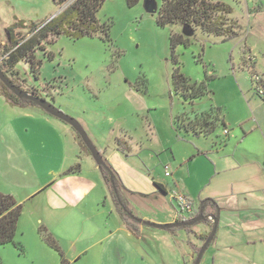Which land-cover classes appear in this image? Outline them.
<instances>
[{
    "label": "rangeland",
    "instance_id": "obj_1",
    "mask_svg": "<svg viewBox=\"0 0 264 264\" xmlns=\"http://www.w3.org/2000/svg\"><path fill=\"white\" fill-rule=\"evenodd\" d=\"M220 1L233 8L231 18L241 25L239 36L224 41L197 29L189 36L188 46L176 49L182 72L192 83L206 82L211 91L193 104L185 101L173 84L170 38L183 28L158 24L163 0H155L156 12L147 10L146 0L134 5L128 0H106L98 19L109 27V38L60 35L46 44L45 50H37L42 65L36 74L29 63L21 61L19 73L8 76L23 90L46 98L78 119L98 149L109 152L117 146V139L127 141L131 148L129 152L121 149L123 161L141 170L146 164L150 172H143L150 174L152 183L169 189L168 195L145 198L133 196L129 191L135 189L122 182L129 190H124L129 207L138 218H157L173 213L174 208L184 215L195 210L189 216L193 218L197 203L215 199L219 204L217 231L200 264H264V0ZM65 7L52 0H0L1 64L8 42L7 24L15 17L36 23L48 21ZM19 31L27 34L26 29ZM2 105L0 96V113ZM208 113L224 118L226 126L218 121L208 136L178 127V116L186 123L204 118L212 121ZM64 123L81 151L89 154L75 129ZM40 128L30 132L28 144L38 147L37 174L49 178L48 171L61 167L62 152L52 129L48 125ZM123 174L131 176L124 169ZM179 188L191 189L189 198ZM106 194L101 207L113 203L108 189ZM178 194L189 203L193 201L189 210L182 209L174 197ZM212 220L209 217L202 222L208 225L207 234L215 225ZM145 227L144 235H135L143 252L135 264H179L176 260L183 245L172 248L165 237L168 230ZM34 238L26 233L23 253L13 245L0 246V264H60L57 252L44 242L41 247L33 244ZM207 239L200 241L201 247ZM198 253L194 248L189 264ZM75 264L121 263H104L89 256Z\"/></svg>",
    "mask_w": 264,
    "mask_h": 264
},
{
    "label": "crops",
    "instance_id": "obj_2",
    "mask_svg": "<svg viewBox=\"0 0 264 264\" xmlns=\"http://www.w3.org/2000/svg\"><path fill=\"white\" fill-rule=\"evenodd\" d=\"M9 25H6V29ZM0 96L3 102V111L0 113V192L13 195L23 204L16 240L21 244L27 243L25 235L29 233L35 236L33 244L41 247V242H44L47 248L54 250L39 232V228L43 226L58 240L66 257L73 264L89 256L104 263L121 264H135V260L142 259L143 252L139 243H135V234L123 222L111 196L112 205L107 207L104 204L101 207L103 196L108 197V187L101 170L91 154L81 151L70 130L64 126L65 123L40 111L36 106H13L3 95ZM45 125L52 129V136L58 140L62 152V165L48 171L49 178H41L37 174L38 147L28 144L30 132L38 127L43 130ZM99 149L104 158L119 170L121 181L127 187L135 189L130 190L133 196L146 198L154 194H167L152 183L154 180H151L150 174H144L145 169L150 172L146 164L143 172L139 166L135 168L125 163L120 155L121 149L117 146L109 152L106 148ZM78 162L81 163L80 170L66 173ZM123 169L126 173L127 170L130 172V178L125 177ZM131 183H135L136 188ZM164 188L165 191L169 190L166 185ZM178 191L188 198L192 192L191 189L184 188H179ZM194 211H188L184 215L174 208L173 213H162L161 217H142L152 222L170 223L188 219L194 215ZM145 226L149 225H139L141 235L145 234ZM207 228L206 223H199L192 225L189 228L191 231L181 226L166 229L169 233L165 237L170 247L176 249L180 243L183 245V252L180 254L182 257L180 260L178 255L177 263L189 264L194 248L201 245L202 239L198 234H207ZM180 237H184L182 241L179 240ZM57 254L59 256L58 252Z\"/></svg>",
    "mask_w": 264,
    "mask_h": 264
},
{
    "label": "trees",
    "instance_id": "obj_3",
    "mask_svg": "<svg viewBox=\"0 0 264 264\" xmlns=\"http://www.w3.org/2000/svg\"><path fill=\"white\" fill-rule=\"evenodd\" d=\"M52 1L58 7H63L65 5L66 7L50 20L36 23L15 17V21L7 27L8 42L4 44L2 52L6 57L1 64V68L7 76L8 73L11 75L19 73L17 65L21 61L29 63L32 72L36 74L42 65V60L38 59L36 55L37 50H45V45L54 42L60 35L65 34L72 39L93 37L95 35H100L101 38H109V27L101 24L98 19V12L106 0ZM138 1L139 0H128V4L134 5ZM232 13L233 8L226 2L220 0H163L162 5L158 10V24L161 26L178 25L182 28L186 26L189 30H193V32L200 29L206 34L215 35L222 38L224 41H227L238 37L241 30V25L231 18ZM22 29H26L27 34H21L19 30ZM170 40L172 60L175 64L172 76L175 90L185 101L193 104L196 100L211 93V91L208 89L206 82L202 81L199 84L192 83L182 72L181 64L176 56V49L182 44L188 46L190 43L189 36L184 35L183 33L173 32ZM12 81L16 84L14 80ZM0 94L3 95L13 106L26 107L32 105L40 107L30 99L18 97L1 81ZM259 95L261 96L260 93ZM215 110H217V114L220 112V109ZM207 116H210L212 121H208V119L204 118L202 120L198 119L186 123L183 120L181 121L180 116H178V127L186 132H192L195 135L208 136L216 130L218 121H221L223 125L226 126L224 118L219 119L218 115L213 116L212 113H208ZM83 145L89 151V154H91L84 142ZM117 146L124 152H129L131 148L126 141H120L118 139ZM80 158L81 155H79V159ZM105 161L107 166L100 170L109 189L110 196L115 203L116 209L125 225L135 235L141 236L139 225L146 224L141 223L138 216L134 214L133 209L129 207L128 197L124 195V190H129H126L119 174L112 164L107 159H105ZM80 168L81 163L78 162L70 167L66 173L80 170ZM157 186L161 191L166 192L162 184H157ZM207 206H213L215 208L214 215L217 216L219 206L216 200L208 198L202 200L199 204L201 209ZM22 211L23 204L13 195L0 192V246L12 244L23 253V245L16 240L18 223ZM198 213L197 210V214ZM190 227V225L181 226V228L188 229ZM39 232L47 245L59 253L60 264H73L66 257L58 240L47 228L42 226L39 228ZM211 233L212 231L207 235H201V238L207 239ZM212 241H214V239ZM199 250V248L197 249L195 247V251L199 252ZM195 261L196 259L193 261V264H195Z\"/></svg>",
    "mask_w": 264,
    "mask_h": 264
},
{
    "label": "water",
    "instance_id": "obj_4",
    "mask_svg": "<svg viewBox=\"0 0 264 264\" xmlns=\"http://www.w3.org/2000/svg\"><path fill=\"white\" fill-rule=\"evenodd\" d=\"M145 5L149 12H156L158 10L155 0H146ZM182 33L184 35L191 36L193 34V30H189V28L185 26L182 29ZM0 81L4 85H6L8 89L11 90L18 97L27 98V99L34 101L43 110H45L52 116L71 125L75 129V131L79 134V136L81 137L83 142L86 144L88 149L90 150L91 155L94 158L97 165L99 166V168L101 169L107 166L104 156L102 155L101 151L97 148V146L94 144L93 140L89 137L82 123L75 117L68 115L67 113L62 111L60 108L56 107L52 102L48 101L46 98L41 97V96H36L34 94H30L27 91L20 88L19 86H17L15 83H13V81L6 75V73L1 68V60H0ZM211 217L213 218L215 225L213 227L211 235L200 248V251L196 257L195 264H200L205 250L207 249L209 243L214 239V236L216 234L217 218L214 214H212ZM201 218L202 217H199L196 220L190 221V222H187L186 220H182V221H174L170 223H157V222H151V221L140 219V218L138 219L141 223H144L152 227L161 228V229H170L173 227L186 226L187 224L192 225L195 223V221H198Z\"/></svg>",
    "mask_w": 264,
    "mask_h": 264
},
{
    "label": "flooded vegetation",
    "instance_id": "obj_5",
    "mask_svg": "<svg viewBox=\"0 0 264 264\" xmlns=\"http://www.w3.org/2000/svg\"><path fill=\"white\" fill-rule=\"evenodd\" d=\"M198 214H197V216H195V217H193V218H188V219H186V221L187 222H190V221H194V220H196L197 218H199V217H202L200 220H198V221H195V223L196 224H199V223H202V222H204V221H207L208 220V218L212 215V214H214V212H215V208L213 207V206H207V207H203V209H201L199 206H198ZM194 223V224H195ZM194 224H192V225H194ZM187 225H190V224H187Z\"/></svg>",
    "mask_w": 264,
    "mask_h": 264
},
{
    "label": "built area",
    "instance_id": "obj_6",
    "mask_svg": "<svg viewBox=\"0 0 264 264\" xmlns=\"http://www.w3.org/2000/svg\"><path fill=\"white\" fill-rule=\"evenodd\" d=\"M5 57H6V55H5ZM166 169H168V166H166ZM166 174H169V172L166 171ZM175 197H176V199H178V202L180 203L182 209H188V210L190 209L189 206L191 203L188 202V200L185 196L178 194Z\"/></svg>",
    "mask_w": 264,
    "mask_h": 264
}]
</instances>
